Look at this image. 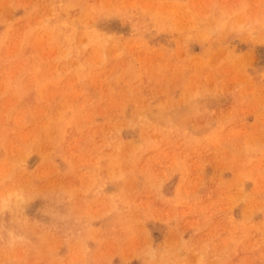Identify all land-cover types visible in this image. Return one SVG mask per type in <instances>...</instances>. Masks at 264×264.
Wrapping results in <instances>:
<instances>
[{"label": "rangeland", "instance_id": "1", "mask_svg": "<svg viewBox=\"0 0 264 264\" xmlns=\"http://www.w3.org/2000/svg\"><path fill=\"white\" fill-rule=\"evenodd\" d=\"M0 264H264V0H0Z\"/></svg>", "mask_w": 264, "mask_h": 264}, {"label": "bare ground", "instance_id": "2", "mask_svg": "<svg viewBox=\"0 0 264 264\" xmlns=\"http://www.w3.org/2000/svg\"><path fill=\"white\" fill-rule=\"evenodd\" d=\"M112 24V23H111ZM116 28H117V26H115ZM119 30H120V28H119ZM116 31V30H115Z\"/></svg>", "mask_w": 264, "mask_h": 264}]
</instances>
